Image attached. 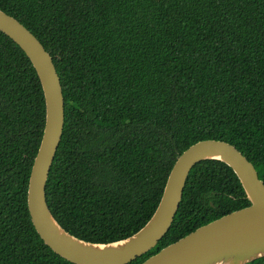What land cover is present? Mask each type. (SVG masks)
I'll return each instance as SVG.
<instances>
[{
    "label": "trees",
    "instance_id": "obj_1",
    "mask_svg": "<svg viewBox=\"0 0 264 264\" xmlns=\"http://www.w3.org/2000/svg\"><path fill=\"white\" fill-rule=\"evenodd\" d=\"M0 10L39 39L61 79L65 120L45 198L73 236L136 234L200 141L232 144L264 182V0H0ZM45 111L31 61L0 31V264H73L28 210ZM250 205L228 165L200 162L171 229L129 264Z\"/></svg>",
    "mask_w": 264,
    "mask_h": 264
},
{
    "label": "water",
    "instance_id": "obj_2",
    "mask_svg": "<svg viewBox=\"0 0 264 264\" xmlns=\"http://www.w3.org/2000/svg\"><path fill=\"white\" fill-rule=\"evenodd\" d=\"M0 31L29 58L44 92L45 123L28 179L27 200L35 230L54 253L73 264H129L142 257L171 229L191 170L200 162L216 160L235 172L251 205L165 245L142 264H250L264 258V182L255 166L235 146L218 140L200 141L177 159L155 213L136 234L102 244L81 240L67 232L54 218L45 198L48 174L65 120L61 79L53 57L39 39L2 10Z\"/></svg>",
    "mask_w": 264,
    "mask_h": 264
}]
</instances>
